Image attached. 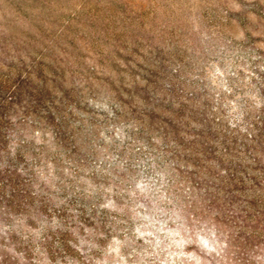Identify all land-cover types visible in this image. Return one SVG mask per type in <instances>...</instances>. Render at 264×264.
Listing matches in <instances>:
<instances>
[{
  "label": "trees",
  "instance_id": "obj_1",
  "mask_svg": "<svg viewBox=\"0 0 264 264\" xmlns=\"http://www.w3.org/2000/svg\"><path fill=\"white\" fill-rule=\"evenodd\" d=\"M32 76L0 80V219L16 215L32 228L3 231L0 246L16 255L0 251V264H102L115 255L108 249L111 241L128 236L136 241L137 232L134 198L121 184L126 173L106 164L86 172L92 163L90 135L99 136L97 116L111 117L90 111L75 87ZM159 90L140 104L116 101L113 114L115 121L132 120L135 134L151 149L147 175L155 179L156 206L165 203L154 240L164 246L160 257L170 256L174 264H262L264 189L247 190L249 177L232 167L242 165L230 160V145L237 140L216 129L208 111L176 83ZM256 129L261 130L258 124ZM49 135L55 146L48 144ZM136 188L141 189L139 183ZM118 246L128 257L126 246Z\"/></svg>",
  "mask_w": 264,
  "mask_h": 264
},
{
  "label": "rangeland",
  "instance_id": "obj_2",
  "mask_svg": "<svg viewBox=\"0 0 264 264\" xmlns=\"http://www.w3.org/2000/svg\"><path fill=\"white\" fill-rule=\"evenodd\" d=\"M29 74L75 87L76 97L88 101L83 106L111 117L97 116L99 136L90 135L92 163L86 172L106 164L126 173L121 184L134 198L137 232L136 241L130 236L111 241L116 250L108 249L115 255L102 264L175 263L160 257L164 246L154 241L165 203L156 206L155 179L147 175L151 149L135 134L132 120H114L116 101L140 104L143 96L154 97L176 83L208 111L216 129L237 140L230 145V160L242 163L232 167L249 177L247 190L264 189V0H0V80H27ZM48 139L54 145L51 135ZM18 220L0 219V240L4 230L32 229ZM260 244L264 264V238ZM0 247L16 255L15 249Z\"/></svg>",
  "mask_w": 264,
  "mask_h": 264
}]
</instances>
